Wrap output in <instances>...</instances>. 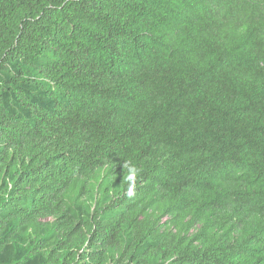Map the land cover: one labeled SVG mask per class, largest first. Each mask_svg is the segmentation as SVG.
<instances>
[{
  "label": "trees",
  "instance_id": "1",
  "mask_svg": "<svg viewBox=\"0 0 264 264\" xmlns=\"http://www.w3.org/2000/svg\"><path fill=\"white\" fill-rule=\"evenodd\" d=\"M0 264H264V0H0Z\"/></svg>",
  "mask_w": 264,
  "mask_h": 264
},
{
  "label": "clouds",
  "instance_id": "2",
  "mask_svg": "<svg viewBox=\"0 0 264 264\" xmlns=\"http://www.w3.org/2000/svg\"><path fill=\"white\" fill-rule=\"evenodd\" d=\"M139 170L136 169L134 166H130L128 170V176L127 180L129 181V187L127 191L128 196H132L134 193V188H135V180L138 175Z\"/></svg>",
  "mask_w": 264,
  "mask_h": 264
}]
</instances>
